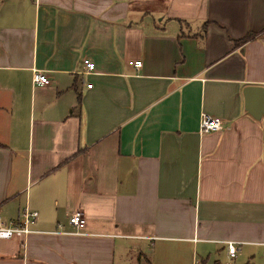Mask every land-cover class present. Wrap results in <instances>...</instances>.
<instances>
[{
    "label": "crops",
    "instance_id": "crops-1",
    "mask_svg": "<svg viewBox=\"0 0 264 264\" xmlns=\"http://www.w3.org/2000/svg\"><path fill=\"white\" fill-rule=\"evenodd\" d=\"M26 207L0 264H264V0H0V217Z\"/></svg>",
    "mask_w": 264,
    "mask_h": 264
},
{
    "label": "built area",
    "instance_id": "built-area-1",
    "mask_svg": "<svg viewBox=\"0 0 264 264\" xmlns=\"http://www.w3.org/2000/svg\"><path fill=\"white\" fill-rule=\"evenodd\" d=\"M137 68L141 67L140 62H136ZM85 67L88 74L95 72L96 66L90 61H85ZM33 84L39 87H46L50 85L49 78L40 71H35L33 74ZM91 89L92 85H88ZM223 129L222 123L216 119H212L207 116H203L200 122V130L202 133H210L215 131H221ZM39 214L26 207L19 219L14 221H4L0 217V240H12V239H26L29 235L36 233L32 226L37 222ZM70 231H56L52 232L56 235H69V236H85V228L87 221L84 214L81 211H77L70 215L68 219ZM228 255L231 259L237 258L240 251V244L235 242L227 243ZM195 264H201L196 261Z\"/></svg>",
    "mask_w": 264,
    "mask_h": 264
},
{
    "label": "rangeland",
    "instance_id": "rangeland-1",
    "mask_svg": "<svg viewBox=\"0 0 264 264\" xmlns=\"http://www.w3.org/2000/svg\"><path fill=\"white\" fill-rule=\"evenodd\" d=\"M175 245L176 244H167V245H165V247L167 249L173 250ZM215 254H216L215 252H212L211 253V257H210V259H209V261H208L207 264H216V263H214V260H215L214 259V256H215ZM188 256H191V254L188 253L187 254V258H183V262H180V258L176 257V259H175L176 264H191V260H190V258ZM207 256H208V251H206V249L205 250H198L197 253H196L195 259L198 262H202V259H206ZM216 256L218 257V259H219V261H220L221 264H230V262L227 259L223 258V255H220V256L216 255ZM257 260L260 263H264L263 255L258 256L257 257ZM232 264H234V263H232ZM242 264H247V262L246 263H242Z\"/></svg>",
    "mask_w": 264,
    "mask_h": 264
},
{
    "label": "water",
    "instance_id": "water-1",
    "mask_svg": "<svg viewBox=\"0 0 264 264\" xmlns=\"http://www.w3.org/2000/svg\"><path fill=\"white\" fill-rule=\"evenodd\" d=\"M256 88H248L247 91L245 92L246 95H249L248 97H250V100H251V95H253V92L255 91ZM260 89L257 88L256 91H259ZM248 103V102H247ZM248 106V105H247Z\"/></svg>",
    "mask_w": 264,
    "mask_h": 264
},
{
    "label": "trees",
    "instance_id": "trees-1",
    "mask_svg": "<svg viewBox=\"0 0 264 264\" xmlns=\"http://www.w3.org/2000/svg\"><path fill=\"white\" fill-rule=\"evenodd\" d=\"M252 36L253 35H247V37H245V39H242L241 41H239L238 44H243V43L247 42L248 40L251 39Z\"/></svg>",
    "mask_w": 264,
    "mask_h": 264
}]
</instances>
